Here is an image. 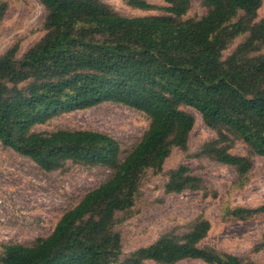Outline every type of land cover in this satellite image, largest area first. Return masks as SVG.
<instances>
[{
  "label": "trees",
  "instance_id": "16d2710c",
  "mask_svg": "<svg viewBox=\"0 0 264 264\" xmlns=\"http://www.w3.org/2000/svg\"><path fill=\"white\" fill-rule=\"evenodd\" d=\"M123 0L127 16L104 0H39L43 35L20 56L17 40L0 53V142L52 172L67 163L103 166L111 176L66 210L51 233L30 244L1 245L0 264H261L203 245L210 222L196 217L184 232L171 230L149 245L123 252L116 225L126 218L144 174L163 171L172 149H188L197 110L215 136L199 153L235 168L240 184L253 167L233 153L239 140L264 156V0H199L206 13L184 18L192 0ZM7 4L0 0V20ZM245 38L226 57L223 52ZM104 102L143 112L149 124L121 157L118 141L91 129L35 131L52 118ZM166 193L203 191L216 197L202 177L180 164L166 173ZM246 220L264 215L259 205L227 208ZM121 215V217H119ZM264 249V233L252 252Z\"/></svg>",
  "mask_w": 264,
  "mask_h": 264
},
{
  "label": "rangeland",
  "instance_id": "374dc122",
  "mask_svg": "<svg viewBox=\"0 0 264 264\" xmlns=\"http://www.w3.org/2000/svg\"><path fill=\"white\" fill-rule=\"evenodd\" d=\"M7 4L0 20V53L15 41H20L18 56L43 35L44 7L39 0H3ZM123 15L158 14V10L140 11L129 8L123 0H104ZM164 5L160 0H149ZM206 13L199 0H192L184 18L199 19ZM264 16V5L259 9ZM237 37L223 52L226 57L244 40ZM194 116L188 149L173 148L163 163L162 172L147 171L142 179L139 195L134 205L116 229L122 238L123 252L149 245L159 236L171 230L184 232L192 221L202 216L211 226L203 245L238 255H248L257 263L264 264V249L252 252L254 244L264 233V215L240 220L226 215L229 207H255L264 201V156L252 154L247 145L237 140L232 152L247 155L253 167L246 180L240 178L232 166L221 164L200 155L203 143L212 139L215 132L202 121L194 108L182 106ZM149 124L141 111L120 104L104 102L94 107L58 115L45 124L34 127L35 131L50 132L56 129H91L114 137L124 157L139 141ZM186 164L193 174L202 177L209 189L217 196L204 195L203 191L166 193V173ZM112 170L103 166L67 163L64 168L46 172L35 162L0 142V253L4 243L30 244L37 237L51 233L60 216L74 207L84 194L107 180ZM121 217V215L119 216ZM155 264V263H152ZM175 264H207L199 259H184Z\"/></svg>",
  "mask_w": 264,
  "mask_h": 264
}]
</instances>
